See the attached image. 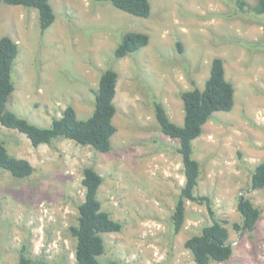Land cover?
<instances>
[{
  "label": "rangeland",
  "instance_id": "rangeland-1",
  "mask_svg": "<svg viewBox=\"0 0 264 264\" xmlns=\"http://www.w3.org/2000/svg\"><path fill=\"white\" fill-rule=\"evenodd\" d=\"M149 1L150 16L139 18L107 0H49L55 21L44 32L36 9L0 4V39L11 38L19 50L8 111L41 128L50 127L68 106L87 120L102 74H118L117 131L107 153L66 139L35 148L0 123L8 153L34 167L25 179L0 169V264H18L22 251L42 264H76L69 228L77 225L84 200L86 167L102 176L97 198L123 226L119 233L102 234L101 264H196L185 242L213 217L225 222L233 254L225 263L210 264H264V188L251 187L252 173L264 162L262 19L242 10L239 0ZM130 32L148 35L149 43L117 59ZM216 58L224 61L235 104L230 112L214 113L193 141V158L200 164L194 195L210 199L213 215L205 203L186 201L185 223L175 234L172 215L184 167L179 141L160 130L155 103L182 126L181 94L204 89ZM240 196L261 211L253 232L234 228L243 222Z\"/></svg>",
  "mask_w": 264,
  "mask_h": 264
},
{
  "label": "trees",
  "instance_id": "trees-1",
  "mask_svg": "<svg viewBox=\"0 0 264 264\" xmlns=\"http://www.w3.org/2000/svg\"><path fill=\"white\" fill-rule=\"evenodd\" d=\"M103 1V0H102ZM118 10L139 18H148L151 13L149 0H107ZM10 6H23L36 9L39 14L41 31H46L55 21V15L49 0H0ZM242 10L260 16L264 26V0H257L255 5L238 1ZM149 37L143 33L130 32L124 36L122 44L117 48V59L126 57L146 47ZM18 44L9 37L0 39V123L2 126L16 130L25 135L33 147L51 145L56 139H66L81 146H87L101 153L111 150V138L117 128L113 124L116 114L114 99L117 93L118 74L114 70L105 71L94 90V111L87 120H79L75 109L68 106L60 118L52 120L50 127L41 128L20 118L7 110V103L14 91L12 71L18 56ZM184 104V124L178 126L168 117L160 103H155V116L161 132L179 141L177 152L182 157L185 182L180 190L172 224L178 234L185 223L186 201L206 204L211 215V201L205 196H195L194 190L199 183L200 164L193 158V141L203 133V126L217 112H230L235 104V90L225 78L224 61L216 58L212 61L210 76L203 90L194 89L181 94ZM0 169L8 171L17 179L30 177L34 167L25 159L11 156L0 141ZM103 178L92 167L83 170L82 186L84 200L78 207L77 225L69 228L71 236L76 240V264H101L100 257L105 253L102 234L119 233L122 224L113 220L110 214L102 209L97 198ZM251 187L254 190L264 188V162L260 163L251 176ZM237 211L243 218L242 224L234 228L242 233L253 232L261 218V211L254 207L249 199L238 197ZM230 233L225 222L213 217L211 225L202 228L201 233L189 238L185 247L193 256L196 264L211 262L225 263L232 254L233 247L229 243ZM18 264H42L24 254L19 255Z\"/></svg>",
  "mask_w": 264,
  "mask_h": 264
}]
</instances>
